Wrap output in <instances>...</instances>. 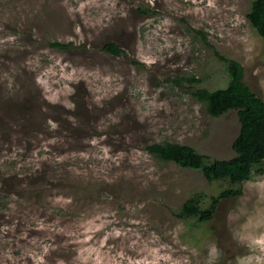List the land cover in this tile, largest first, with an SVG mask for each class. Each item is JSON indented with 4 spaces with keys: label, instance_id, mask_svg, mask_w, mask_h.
I'll return each instance as SVG.
<instances>
[{
    "label": "rangeland",
    "instance_id": "rangeland-1",
    "mask_svg": "<svg viewBox=\"0 0 264 264\" xmlns=\"http://www.w3.org/2000/svg\"><path fill=\"white\" fill-rule=\"evenodd\" d=\"M253 1L0 0V264H264V162L197 223L229 183L147 150L235 157L238 110L193 92L227 86L218 53L264 99Z\"/></svg>",
    "mask_w": 264,
    "mask_h": 264
},
{
    "label": "trees",
    "instance_id": "trees-1",
    "mask_svg": "<svg viewBox=\"0 0 264 264\" xmlns=\"http://www.w3.org/2000/svg\"><path fill=\"white\" fill-rule=\"evenodd\" d=\"M247 17L258 34L264 37V0H254ZM200 34L206 42V34ZM51 45L58 48L70 46L57 42ZM103 49L117 55L123 52L114 42L106 43ZM217 55L226 63L229 75L227 86L216 90L198 89L193 95L214 117L232 109L238 110L241 127L233 143L235 157L229 160L212 159L199 154L194 147L173 142L152 143L147 146L148 152L158 160L173 161L184 168L202 170L209 182L223 180L229 183L230 186L219 195L212 196L211 201H206L203 194L197 193L184 202L177 215L193 219L197 223L213 219L220 201L237 197L241 193L242 184L250 179L253 169L264 162V99L246 84L244 68L239 62L218 53ZM189 80L198 81L195 78Z\"/></svg>",
    "mask_w": 264,
    "mask_h": 264
}]
</instances>
